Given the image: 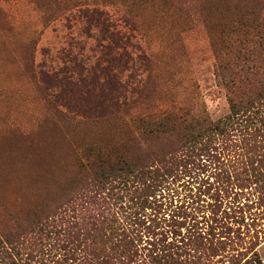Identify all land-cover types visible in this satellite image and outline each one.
Listing matches in <instances>:
<instances>
[{"label": "trees", "instance_id": "16d2710c", "mask_svg": "<svg viewBox=\"0 0 264 264\" xmlns=\"http://www.w3.org/2000/svg\"><path fill=\"white\" fill-rule=\"evenodd\" d=\"M215 10V76L228 114L214 120L186 105L131 118L107 114L112 131L103 141H68L71 173L33 208L31 221L0 226V264H36L18 250L30 234H61L67 264H264L256 251L264 227L250 241L227 237L235 219L260 213L264 220V0H217ZM54 115L70 139L96 126L60 108ZM180 180L187 199L169 208L158 193ZM101 197L103 215L72 205L80 199L95 212ZM68 205L58 231L53 220ZM47 210L53 213L39 219ZM232 245L247 247L232 255Z\"/></svg>", "mask_w": 264, "mask_h": 264}, {"label": "rangeland", "instance_id": "374dc122", "mask_svg": "<svg viewBox=\"0 0 264 264\" xmlns=\"http://www.w3.org/2000/svg\"><path fill=\"white\" fill-rule=\"evenodd\" d=\"M216 3L0 0L1 227H11L12 219L22 225L31 221L33 210L71 173L68 141L97 135L103 141L112 131L103 121L107 114L124 112L131 118L173 105L205 108L214 120L228 114L227 91L215 76ZM56 108L96 126L70 139L55 122ZM182 182L163 189L158 199L162 196L169 208L187 199ZM72 205L103 215V197L95 212L93 203L80 199ZM70 207L53 220L58 231L67 225L61 217L69 218ZM52 213L47 210L39 219ZM76 219L82 220L81 213ZM236 221L228 239L250 241L264 227L260 213ZM66 242L61 234H30L18 250L23 259L33 255L36 264H67ZM246 247L226 250L239 255ZM256 251L264 262V243ZM216 261L210 264H221Z\"/></svg>", "mask_w": 264, "mask_h": 264}]
</instances>
